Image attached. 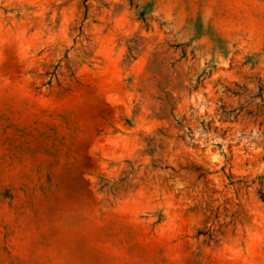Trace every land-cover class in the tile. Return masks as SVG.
<instances>
[{"label":"rangeland","instance_id":"1","mask_svg":"<svg viewBox=\"0 0 264 264\" xmlns=\"http://www.w3.org/2000/svg\"><path fill=\"white\" fill-rule=\"evenodd\" d=\"M0 264H264V0H0Z\"/></svg>","mask_w":264,"mask_h":264}]
</instances>
